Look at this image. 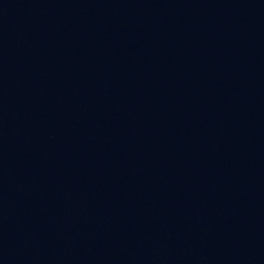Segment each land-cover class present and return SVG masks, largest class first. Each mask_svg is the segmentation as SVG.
Segmentation results:
<instances>
[{"label":"water","instance_id":"obj_1","mask_svg":"<svg viewBox=\"0 0 264 264\" xmlns=\"http://www.w3.org/2000/svg\"><path fill=\"white\" fill-rule=\"evenodd\" d=\"M0 264H264V0H0Z\"/></svg>","mask_w":264,"mask_h":264}]
</instances>
